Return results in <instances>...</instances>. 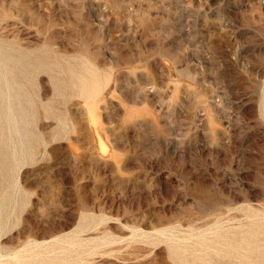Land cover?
I'll return each mask as SVG.
<instances>
[{"label": "rangeland", "instance_id": "rangeland-1", "mask_svg": "<svg viewBox=\"0 0 264 264\" xmlns=\"http://www.w3.org/2000/svg\"><path fill=\"white\" fill-rule=\"evenodd\" d=\"M0 264H264V0H0Z\"/></svg>", "mask_w": 264, "mask_h": 264}]
</instances>
